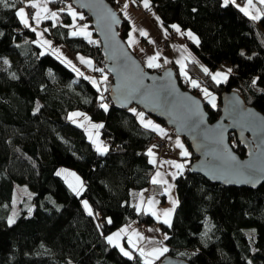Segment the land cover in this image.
<instances>
[{
  "label": "trees",
  "instance_id": "16d2710c",
  "mask_svg": "<svg viewBox=\"0 0 264 264\" xmlns=\"http://www.w3.org/2000/svg\"><path fill=\"white\" fill-rule=\"evenodd\" d=\"M25 1L10 0L14 7L0 3V62L6 59L0 67V264H146L148 258L137 246L126 240L132 255L125 256L107 235L131 218L155 222L136 212L132 191L150 183L154 165L148 147L156 132L141 123L133 106L120 107L110 99L112 74L105 68L102 43L93 24L87 35L70 29L73 18L64 7H74L72 0H52L60 21L44 22L54 41L90 55L96 69L105 70L101 89L59 55L43 51L36 31L16 15ZM131 1L157 12L168 33L177 26L178 36L190 29L200 38L196 45L190 43L198 58L188 61L187 75L176 71L185 89L200 95L203 85L218 94L215 107L206 102L209 120L220 116L221 94L230 89L264 112V14L257 21L230 0H147L148 7L144 0H138L141 5ZM119 11L123 21L118 30L126 39L131 21L121 4ZM221 63L231 71L225 79L213 80ZM72 110L102 122L101 136L109 140L104 153L83 126L68 119ZM230 142L246 155L247 145L233 131ZM192 157L175 178L179 203L172 223L160 224L167 236L165 254L189 264H264V183L251 189L212 182L191 169L197 157L193 149ZM61 165L81 177L79 193L57 173ZM16 182L32 188L33 208L23 207L9 223L7 207ZM83 200L93 214H87ZM250 227L256 229L254 245L246 232Z\"/></svg>",
  "mask_w": 264,
  "mask_h": 264
},
{
  "label": "water",
  "instance_id": "95a60500",
  "mask_svg": "<svg viewBox=\"0 0 264 264\" xmlns=\"http://www.w3.org/2000/svg\"><path fill=\"white\" fill-rule=\"evenodd\" d=\"M72 3L90 16L100 38L105 68L112 74L109 96L117 106L138 105L183 135L197 156L191 169L212 182L251 189L264 183V112L248 104L238 90L230 89L221 94L220 116L209 120L207 101L181 85L176 68L149 69L130 48L118 30L123 19L115 5L109 0ZM232 131L247 145L246 155L231 144ZM158 264L189 261L165 254Z\"/></svg>",
  "mask_w": 264,
  "mask_h": 264
},
{
  "label": "crops",
  "instance_id": "0c3cea01",
  "mask_svg": "<svg viewBox=\"0 0 264 264\" xmlns=\"http://www.w3.org/2000/svg\"><path fill=\"white\" fill-rule=\"evenodd\" d=\"M26 1L39 5V7L35 8V14L37 12L40 14L39 21L35 18H33V21H28L30 27L32 29L34 28L36 31L37 42L41 45L43 51L48 50L53 52L55 55H59L63 60L73 65L77 70L79 69L83 74L89 73L90 71L93 77H88H90L92 82H96L93 84L96 85L98 89L103 88L105 79L99 77L97 74L96 64H94V59L90 55L80 52L73 53L67 44L54 41L50 34H48V23H45L44 20H51L52 23H57V21H60L61 17L58 7H53L51 3L52 0ZM121 1V9L124 15L131 21L130 32L126 37V41H128L130 48L138 54L141 61L149 67V57H156L153 61L154 65H159L158 67L172 65L180 72L182 70L185 73L188 61L197 60L198 58L194 49L190 46V43L195 45L199 43L200 38L197 34L192 32L190 29H186L183 32L184 37L176 38L169 45L165 46L163 44L164 37L168 33L169 28L165 25L162 17H160V15L154 10L144 11L141 8H138L137 10L131 6L129 7V12H126L122 6L123 0ZM230 1L238 5L241 10L243 9L242 11L244 13L247 12L248 16H251L252 18L253 16H256L257 18L255 20L257 21H259L261 16L264 14V3H261L260 0H252L251 4H249L248 0ZM117 2H120V0H117ZM67 7L69 8L67 11L70 12V14L75 12L77 16L78 11H76V9L70 6ZM21 8L23 7L21 6ZM52 12L56 13L55 17L50 15ZM76 16L73 17L71 15L73 21ZM88 31V27L79 29V32L86 35L89 33ZM142 31L146 32L147 35H141ZM189 32L193 37H195V39L188 35ZM45 41H48V43H45ZM81 57H83V61L80 59ZM88 61L91 63H87ZM181 64H183V69L181 68ZM154 67L157 66H153L152 68ZM228 69H230V67H228L225 63H221L216 71L218 72L220 70L223 75L217 77L216 79L223 80L222 78L225 74L228 76L230 73ZM132 109H135L141 123L143 120L142 124L144 126L151 121V125L148 127L152 128L156 132V136L160 135L167 139L165 148L155 147L153 143L149 145L148 154L151 152V154H149V159L154 165V171L150 176V183L143 188H138L137 190L132 191V202L136 208V212L140 216H151L155 219V222H141L138 218H131L119 229L107 235V240L108 237L111 236L113 238V242L110 244L117 246L121 253H123L121 251V248H123L124 251H127L132 255L125 243L127 240L131 243V245L133 244L137 246L140 252L143 250L145 253L144 256L152 263L155 259H160L165 254L164 252L158 258L147 255V253H150L154 248H164V245L162 246L161 244H158L159 241L166 244V234L161 232L160 224L164 223L165 220L169 222L166 224L172 223L175 213L174 210L179 203L178 195L175 189V178L187 169L190 160L193 158L192 148L188 145L187 140L183 135L177 134L172 127L166 125L157 117L148 114L144 110H139L138 105H133ZM139 114H142V116ZM68 119H71L80 126H83V123L86 121L91 120L89 115L83 110L70 111ZM177 141H179V144H177ZM94 144L96 145V143ZM103 144L105 145L103 151H99L96 148L101 153H104L109 146V144L106 145L105 142H103ZM180 145L183 147H180ZM185 150L189 153L188 156L182 155V152ZM175 164H182L183 168H177L175 167ZM58 169L57 173L59 174ZM157 173H159V175H157ZM60 175H62L66 184H68L72 191L76 193L81 191L83 182L77 173L70 170L65 171V173L63 172ZM67 178L74 181L73 185L68 183ZM154 180L157 182L153 183ZM85 202H87V207H85ZM82 204L84 205L87 214L89 213V210H91V214H93V208L88 201L83 200ZM165 213H167V215H165ZM117 233H119V236H117Z\"/></svg>",
  "mask_w": 264,
  "mask_h": 264
},
{
  "label": "rangeland",
  "instance_id": "374dc122",
  "mask_svg": "<svg viewBox=\"0 0 264 264\" xmlns=\"http://www.w3.org/2000/svg\"><path fill=\"white\" fill-rule=\"evenodd\" d=\"M25 2H28V1H25ZM145 2V0L143 1ZM122 3V1L120 0V4ZM125 5H127V7H125ZM70 7H72L71 5H69ZM123 8L125 9L126 12H129V7L131 6L132 8H135L138 10L139 7H136L134 6L133 2L131 0H123ZM24 8V7H23ZM131 8V9H132ZM86 15V13H85ZM33 18L32 19H28V16H27V19L29 21H33ZM88 19V18H87ZM91 19V18H90ZM89 19V20H90ZM6 65V59H3L1 62H0V67ZM97 67V66H96ZM100 66H98L99 68ZM98 72V70H97ZM182 74L184 73V71H182ZM219 73L220 70L218 71ZM217 73V71H215V74ZM87 76H90V77H93V75H91L90 71L89 73H86ZM106 76V74H105ZM225 77H227V75L225 74L223 76L222 79H225ZM102 78H104V76H102ZM203 89H207L208 93L210 95H205V93L202 91ZM200 95L201 97L207 101L208 103H210L212 106H213V103L215 104V106L218 104V94L211 90L210 88H206L205 86H201V90H200ZM135 105V104H134ZM83 127L84 129L87 130V133L89 135V137L91 138V140L94 141V143H96V148L99 150V151H103V149L105 148L103 142H105L106 145L109 144V140L106 139V138H102L101 136V127H94L95 125H102V122L101 121H98V120H95V119H92L89 120V121H86L85 123H83ZM70 168H67L66 166L64 165H61V167L58 169V172L59 174H62L63 172L65 173V171H70L69 170ZM67 181L69 184L73 185L74 181L67 178ZM14 192H13V195H12V200H11V204L10 206H8L7 208L10 209V214L8 215L7 219L9 221V223H12L14 222L16 219H17V216L20 214V212L22 211L23 207H32L33 208V190L30 186H27L26 184L24 183H20V182H16L14 184ZM175 211V210H174ZM246 232L248 234V238L250 240V242L254 245L255 243V238H256V229L253 228V227H250L248 229H246ZM158 244H161L163 247H166L167 244H164L162 243L161 241H159ZM167 249H168V246H167Z\"/></svg>",
  "mask_w": 264,
  "mask_h": 264
},
{
  "label": "snow or ice",
  "instance_id": "6c2138e0",
  "mask_svg": "<svg viewBox=\"0 0 264 264\" xmlns=\"http://www.w3.org/2000/svg\"><path fill=\"white\" fill-rule=\"evenodd\" d=\"M248 2H249V4H251L252 3V0H248ZM260 2L261 3H264V0H260ZM0 3H2V4H4L5 6H8V7H14L15 5H14V2H10V0H0ZM225 3H227V0H225ZM26 7H31V8H37V7H39V5H37L36 3H29V4H27L26 5ZM125 7H127V5H125ZM145 7H148V3H147V0H145ZM243 10V9H242ZM245 14H247V12L245 13ZM16 15L19 17V18H21V20H22V22L25 24V26H29L30 27V24H29V21H28V19H26V16H27V13H26V11H25V8H20L17 12H16ZM52 17H55L56 16V13L55 12H52L51 14H50ZM71 15L73 16V17H75L76 16V13L75 12H73V13H71ZM39 16H40V14H39V12H37L36 14H35V19L37 20V21H39ZM82 18V17H81ZM257 17L256 16H253V19H256ZM173 27H176V30L177 31H180V29L177 27V26H173ZM33 31H35V29L33 28L32 29ZM74 35L76 34V33H73ZM141 35H147V33L146 32H141ZM188 35L190 36V37H192L193 39H195V37H193L192 36V34L189 32L188 33ZM45 43H48V41H45ZM158 55V54H157ZM82 61H83V57H81L80 58ZM156 59V57H149V59H148V66L149 67H153V66H159V65H154L153 64V61ZM167 62V61H166ZM87 63H91L90 61H88ZM181 68L183 69V64H181ZM98 71H103V69H97ZM228 71L230 72L231 71V69H228ZM204 72L205 73H208L209 72V70L207 69V68H204ZM184 75H187V73H184ZM221 75H223L222 73H219V72H217L215 75H213L212 76V79L213 80H216V78L217 77H219V76H221ZM105 79H106V77H105ZM217 82H219V81H217ZM93 83L95 84L96 82L95 81H93ZM192 84H193V86H195V87H198L199 85L197 84V82L196 81H192ZM204 93H205V95L207 96V95H210L209 93H208V91H207V89H203L202 90ZM101 99H103V97H101ZM102 107H104L105 109H107V105L105 104V105H102ZM213 107H215V104L213 103ZM133 111H135V109H133ZM74 115H78V114H74ZM139 115H141L142 116V114H139ZM142 123H143V120H142ZM149 125H151V121H149L148 122V124H146L145 126L147 127V126H149ZM94 127H102V125H95ZM177 144H179V141H177ZM180 147H183L182 145H180ZM149 154H151V152L149 153ZM182 155H184V156H188L189 155V153L185 150V151H183L182 152ZM232 159H235V157H232ZM175 167H177V168H183V165L182 164H175ZM157 175H159V173H157ZM157 181H153V183H156ZM85 207H87V202H85ZM89 214H91V210H89ZM165 215H167V213H165ZM111 221H109V223H110ZM164 223H169L167 220H165L164 221ZM117 236H119V233H117ZM165 239H167V236L165 237ZM108 242L109 243H112L113 242V238L110 236V237H108ZM121 251L123 252V254L125 255V256H129V257H131V254L129 253V252H127V251H124V249L123 248H121ZM168 251V249L166 248V247H164V248H154L150 253H147V255H149V256H154V257H159L160 255H162L164 252H167ZM141 255L142 256H144L145 255V253H144V251L143 250H141ZM146 264H151V262L150 261H146Z\"/></svg>",
  "mask_w": 264,
  "mask_h": 264
},
{
  "label": "built area",
  "instance_id": "2783aa9c",
  "mask_svg": "<svg viewBox=\"0 0 264 264\" xmlns=\"http://www.w3.org/2000/svg\"><path fill=\"white\" fill-rule=\"evenodd\" d=\"M135 2H139L138 0H134ZM30 2H26L24 4V8H25V11L27 13V16H28V19H32V17H34L35 15V8H31V7H26L27 4H29ZM119 4L120 2H118L117 4H115V7L119 10ZM140 4V2L138 3V5ZM141 5V4H140ZM74 9H76V11H78V14L75 18L74 21H72L71 24H69L70 26V29L74 32H76V30L79 28H87L88 26H90V24H92V21L91 19H86V15H85V12L78 9L77 7H73ZM64 9L68 10L69 8L68 7H64ZM82 17V18H81ZM176 38H180V36H178V33L177 31H174V32H169L165 35L164 37V42L163 44L165 46L169 45L171 42L174 41V39ZM102 69V68H100ZM104 71L103 70L102 72L101 71H98V75L99 77H102V76H105L104 74ZM139 110H143L142 107L139 106ZM153 145L155 147H158V148H165L166 144H167V139L163 136H160V135H157L156 138L154 139V141L152 142Z\"/></svg>",
  "mask_w": 264,
  "mask_h": 264
}]
</instances>
